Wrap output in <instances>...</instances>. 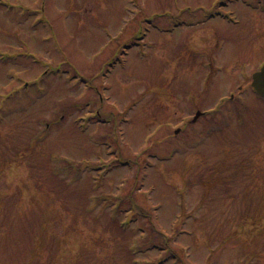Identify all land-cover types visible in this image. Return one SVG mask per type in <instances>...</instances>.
<instances>
[{
	"label": "rangeland",
	"instance_id": "374dc122",
	"mask_svg": "<svg viewBox=\"0 0 264 264\" xmlns=\"http://www.w3.org/2000/svg\"><path fill=\"white\" fill-rule=\"evenodd\" d=\"M0 1V264H264V0Z\"/></svg>",
	"mask_w": 264,
	"mask_h": 264
},
{
	"label": "trees",
	"instance_id": "16d2710c",
	"mask_svg": "<svg viewBox=\"0 0 264 264\" xmlns=\"http://www.w3.org/2000/svg\"><path fill=\"white\" fill-rule=\"evenodd\" d=\"M27 89V91H28V88H26ZM234 104H236V105H238V103H237V101H232ZM246 163V166L245 167H243L242 166V164L243 163ZM233 171H234V174L237 176V175H239V174H244V172L246 171V172H249V174H250V176L251 177H253V178H256V171H254V169H253V172H252V168H251V166H250V163L249 164H247V160L245 159V160H241V161H238V162H236V164L233 166V169H232ZM255 170H256V168H255ZM229 176H231V174L230 175H228V177ZM132 202V201H131ZM181 205H183V207H182V210H181V213H179L178 214V216H177V222H176V225L175 226H177L175 229H177V228H179L178 226H180L181 225V220H182V218H183V216H184V213H185V201L184 200H182V203H181ZM132 209L135 211V212H138L139 213V216L141 215V211H143L142 210V208H141V206L140 205H138V203L137 202H135V201H133L132 202ZM145 210H144V215H145ZM245 215V214H244ZM248 215H250V213H248ZM257 216V215H256ZM153 230H155V231H157L158 229L157 228H154ZM162 232V235H163V240H164V242H169V240H168V238L166 237V235H165V233L163 232V231H161Z\"/></svg>",
	"mask_w": 264,
	"mask_h": 264
},
{
	"label": "water",
	"instance_id": "95a60500",
	"mask_svg": "<svg viewBox=\"0 0 264 264\" xmlns=\"http://www.w3.org/2000/svg\"><path fill=\"white\" fill-rule=\"evenodd\" d=\"M252 85L259 94L264 96V66L253 75Z\"/></svg>",
	"mask_w": 264,
	"mask_h": 264
}]
</instances>
